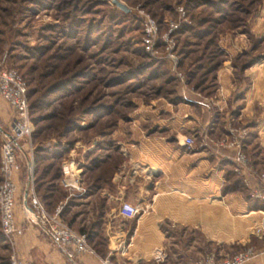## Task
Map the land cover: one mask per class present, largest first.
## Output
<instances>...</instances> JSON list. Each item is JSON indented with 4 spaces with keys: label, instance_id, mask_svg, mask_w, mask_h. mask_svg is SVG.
Listing matches in <instances>:
<instances>
[{
    "label": "rangeland",
    "instance_id": "1",
    "mask_svg": "<svg viewBox=\"0 0 264 264\" xmlns=\"http://www.w3.org/2000/svg\"><path fill=\"white\" fill-rule=\"evenodd\" d=\"M147 21L154 29L151 38L145 34ZM0 30L7 34L5 44L0 43L2 65L16 72L20 66L33 67L39 83L31 98L35 107L27 108L29 132L19 140L17 209L25 160L34 191L35 153L45 158L41 165L54 161L49 155H60L59 169L71 164L84 189L70 192L60 177L57 184L67 195L54 208H62L70 197L83 203L86 155L115 151L121 164L129 161L127 146L145 139L160 117L182 115L181 107L209 118L204 127L183 135L192 145L240 136L233 156H222L221 188L237 179L236 192L247 194L242 172L252 157L245 144L256 123L244 115H264V0H0ZM64 77L70 78L67 87L45 93ZM0 100L1 145V132L10 130L13 113ZM94 103L109 107L112 116L98 118L101 114L88 108ZM238 153L243 164L234 160ZM261 173L264 158L256 174ZM231 247L226 252L211 247L202 255L212 252L221 258L248 246ZM11 255L17 256L13 241L1 232L0 264H11ZM198 255L192 254L189 264Z\"/></svg>",
    "mask_w": 264,
    "mask_h": 264
},
{
    "label": "crops",
    "instance_id": "2",
    "mask_svg": "<svg viewBox=\"0 0 264 264\" xmlns=\"http://www.w3.org/2000/svg\"><path fill=\"white\" fill-rule=\"evenodd\" d=\"M3 106L0 100V108ZM181 112L160 117L145 139L127 146L129 161L119 165L109 184L79 198L84 200L85 209L78 217L82 216L85 223L98 220L101 241L95 239L93 245L99 252L88 244L93 253L75 254L72 261L68 260L25 221L22 209L15 206V221L23 232L12 241L21 262L189 264L192 254L200 258L216 246L225 252L232 245L263 250L264 201L253 197L250 189L257 184L264 158V115H244L256 125L250 131L251 141L245 144L252 163L242 172L248 191L241 195L235 188L225 192L221 188L222 156L231 158L233 150L181 143L183 135L207 125L208 115H194L183 107ZM120 201L137 205L138 214L121 217L117 212ZM157 250L163 255L159 262L153 259ZM244 264H264V253Z\"/></svg>",
    "mask_w": 264,
    "mask_h": 264
},
{
    "label": "built area",
    "instance_id": "3",
    "mask_svg": "<svg viewBox=\"0 0 264 264\" xmlns=\"http://www.w3.org/2000/svg\"><path fill=\"white\" fill-rule=\"evenodd\" d=\"M152 22L145 23L146 37L151 38L153 35ZM0 97L5 101L8 109L13 113L12 123L9 131L1 132L0 145V230L2 234L11 240L22 234L23 228L15 221L14 207L18 193L19 174L21 166L18 158L21 152L19 140L29 132V120L27 115V98L26 84L18 73L4 67L0 61ZM235 134L232 139L214 140L212 145L220 148L238 150L239 138ZM181 143L187 147L192 145V139L183 136ZM205 144V143H204ZM239 152V151H238ZM234 160L238 164H243L245 159L242 154L238 153ZM25 174L23 179L24 192L22 195L21 209L25 221L37 228L40 235L49 241L52 245L57 246L67 259H72L75 254L93 253L88 245L85 233L77 232L62 222L58 213L61 207L58 205L53 212L46 213L40 202L36 199L31 188V165L29 161H24ZM61 178L60 185L68 191L84 192L81 186L78 174L72 168L71 164H63L60 167ZM257 184L251 188V195L255 198L264 200V173L257 177ZM30 186V187H29ZM23 201L25 204L23 205ZM30 203L28 204V202ZM137 205L127 201H120L117 207L118 214L123 218H131L138 214ZM33 215L34 219L30 216ZM264 253L255 251L248 246L237 253L219 258L214 253L206 254L201 258L192 261L190 264H244L257 254ZM163 258L160 251H155L154 261L159 262ZM11 264H24L15 256H10Z\"/></svg>",
    "mask_w": 264,
    "mask_h": 264
},
{
    "label": "trees",
    "instance_id": "4",
    "mask_svg": "<svg viewBox=\"0 0 264 264\" xmlns=\"http://www.w3.org/2000/svg\"><path fill=\"white\" fill-rule=\"evenodd\" d=\"M8 11V10H7ZM15 8H13V12L10 14H14ZM15 16V15H14ZM12 17V16H11ZM11 29L6 31L7 34H9ZM9 32V33H8ZM2 30H0V43L2 45L6 42V36L7 34L4 32L3 34L5 36H2ZM55 56V55H52ZM67 56V55H66ZM64 57V59L66 58ZM48 68H51L47 65ZM20 72L18 74L21 76V78L25 81L26 84V98H27V106L28 109L32 110L35 107L33 99L31 100L32 96L38 91L39 86L38 82L35 79V76L32 75L33 70L35 68H29V66H20L19 67ZM53 73V72H52ZM51 73H46L45 75L50 76ZM38 76V75H37ZM149 76V75H148ZM167 77H171L168 75ZM70 78H62L57 81V83H51L48 85L45 89V93H51L53 91H56L57 89L61 87H67V82H70ZM110 80V79H109ZM112 81H109L107 84H113L114 81L118 80L117 78L111 79ZM173 79H170L169 81H172ZM33 84V85H32ZM36 86H35V85ZM116 84V83H115ZM92 111L98 112V118L112 116L109 115L110 112L109 107H105L104 104H96L90 105L88 107ZM68 108L67 110H69ZM96 115V117H97ZM115 116V115H113ZM35 121V119H33ZM66 122V121H65ZM64 124V123H63ZM67 125H63L62 130L66 131ZM107 128L102 129L101 131L105 132ZM34 137L32 136V139ZM37 152V151H36ZM94 153V152H93ZM88 154L86 155L87 159L85 163L83 164L82 170L85 174L84 176V183L86 186V194L93 193L95 191H98L102 186H105L109 184L110 178L112 174L117 170L119 165L122 162V158L118 153L115 151H112V153H109L107 155H104L102 157L96 155V154ZM60 155H49L46 157L47 159L54 160L53 162L45 163V165H41V159H45L44 157L37 158V153H35L34 157V174H33V184H34V195L36 199L40 202L42 205L43 210L46 213H52L53 212V206L57 203V201H61L64 199L67 195L64 189H62L59 184H57L61 175V171L59 169L58 159L60 158ZM25 174V173H24ZM227 178V177H226ZM239 181L237 179H233L232 182L228 185H225L222 188V192H225L227 190H231L234 188V186ZM77 199L74 197L68 198L61 210L58 213V217L61 221L66 223L70 228L77 232L85 233L86 240L88 244L92 247L94 251L99 252V248L95 247L93 245L95 239H98L101 241L100 231L98 230V220L94 219L92 221H89L87 223L83 222V217L79 216L81 213L83 215L84 210L80 208L81 204L79 201H76ZM73 207H79L78 209L72 210ZM51 210V211H50ZM0 238H1V230H0Z\"/></svg>",
    "mask_w": 264,
    "mask_h": 264
},
{
    "label": "water",
    "instance_id": "5",
    "mask_svg": "<svg viewBox=\"0 0 264 264\" xmlns=\"http://www.w3.org/2000/svg\"><path fill=\"white\" fill-rule=\"evenodd\" d=\"M121 6V5H120ZM25 204V201H23V205ZM68 260H70V261H72L71 259H68Z\"/></svg>",
    "mask_w": 264,
    "mask_h": 264
},
{
    "label": "bare ground",
    "instance_id": "6",
    "mask_svg": "<svg viewBox=\"0 0 264 264\" xmlns=\"http://www.w3.org/2000/svg\"><path fill=\"white\" fill-rule=\"evenodd\" d=\"M30 216L34 219L33 215L30 213Z\"/></svg>",
    "mask_w": 264,
    "mask_h": 264
}]
</instances>
